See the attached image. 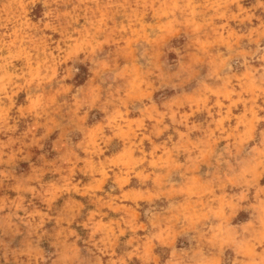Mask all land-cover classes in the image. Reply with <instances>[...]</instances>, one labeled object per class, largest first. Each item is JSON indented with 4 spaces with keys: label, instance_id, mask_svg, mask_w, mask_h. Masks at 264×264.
I'll return each mask as SVG.
<instances>
[{
    "label": "clouds",
    "instance_id": "obj_1",
    "mask_svg": "<svg viewBox=\"0 0 264 264\" xmlns=\"http://www.w3.org/2000/svg\"><path fill=\"white\" fill-rule=\"evenodd\" d=\"M0 264H264V0H0Z\"/></svg>",
    "mask_w": 264,
    "mask_h": 264
}]
</instances>
